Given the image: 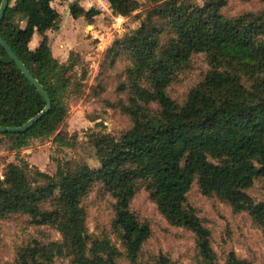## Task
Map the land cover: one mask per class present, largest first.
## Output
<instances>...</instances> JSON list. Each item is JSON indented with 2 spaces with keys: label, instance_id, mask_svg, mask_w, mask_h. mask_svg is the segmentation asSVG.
Wrapping results in <instances>:
<instances>
[{
  "label": "trees",
  "instance_id": "trees-1",
  "mask_svg": "<svg viewBox=\"0 0 264 264\" xmlns=\"http://www.w3.org/2000/svg\"><path fill=\"white\" fill-rule=\"evenodd\" d=\"M106 1L113 14L128 16L135 10L136 0ZM149 2L138 27L107 48L112 59L126 54L130 61L117 91L126 93L121 110L131 125L118 137L89 135L99 167L66 158L56 159L52 175L21 159L5 166L0 217L25 214L36 225L54 226L61 236L27 247L33 264L59 259L121 264V258L140 264L142 246L151 235L149 224L130 208L140 185L169 224L194 234L196 264L218 261L209 229L186 202L194 181L203 195H216L234 210L246 211L264 233V199L255 201L247 193L256 180L264 189V5L227 17L221 12L227 0ZM69 9L73 17L94 12L76 3ZM59 20L51 0H9L4 11L1 37L51 99L49 111L27 131L0 132L10 150L27 148L38 138L70 145L64 129L67 100L83 86L72 73L77 54L70 51L65 62L52 55L46 33L58 29ZM34 36L39 41L32 47ZM198 53L207 56L210 69L178 102L167 88ZM44 106L36 87L0 46V126L18 127ZM96 184L114 200L112 228L123 252L106 235L91 238L88 233L81 203ZM53 189L60 190L57 198L48 196ZM226 264L252 263L230 252Z\"/></svg>",
  "mask_w": 264,
  "mask_h": 264
},
{
  "label": "rangeland",
  "instance_id": "rangeland-1",
  "mask_svg": "<svg viewBox=\"0 0 264 264\" xmlns=\"http://www.w3.org/2000/svg\"><path fill=\"white\" fill-rule=\"evenodd\" d=\"M191 1L202 4L204 0ZM65 2L67 0H51L52 7L56 9L59 6L62 12L58 27L65 26L63 16L65 20L66 7H62L66 5ZM103 2L87 0L85 7L90 6L94 12L99 11L98 14L93 15V12L90 16L79 18L77 24L69 26L64 33V42L73 44L71 51L78 56L72 73L83 86L81 92L67 100L68 115L64 129L70 145L59 147L51 138H38L29 141L27 148L15 151L9 149L8 140L0 138V178L3 177L6 164L19 159L29 167L50 175L54 174L56 159L59 158L84 161L91 168H98L99 162L89 135L104 132L118 137L130 127L129 117L121 110V105L126 101V93L117 91V85L126 78L125 68L130 65V61L126 54L112 59L107 53L109 48L98 52L92 36L95 27L114 32L113 17L117 14H113L109 5ZM150 5L149 0H136L134 12L123 16L120 33L115 40L137 28ZM263 5L264 0H227L221 12L230 17L246 11H259ZM17 17L12 20L17 21ZM19 24L23 25V22ZM8 29L5 23L3 30ZM48 31L54 37L58 29ZM55 41H51L52 45ZM209 69L207 56L204 53L194 54L188 67L167 88L169 96L183 102L188 91L203 79ZM59 193V189H53L48 192V196L57 198ZM247 193L255 201L263 200L261 180H256ZM113 202L103 187L96 184L83 197L81 204L90 237L106 235L123 252L112 228ZM186 202L209 229L211 247L216 253L218 264H226L230 252L252 264H264V233L246 211L234 210L228 202L216 195H203L196 181L186 195ZM130 208L141 222H146L151 228V235L143 244L138 258L140 264H196L198 250L194 234L186 228L169 224L149 198L145 186H139L130 202ZM60 239L54 226L36 225L25 214L0 217V264H33L30 253L26 251L27 247L33 246L36 241L46 244ZM120 263L128 264V261L121 258ZM54 264H66V261L59 259Z\"/></svg>",
  "mask_w": 264,
  "mask_h": 264
},
{
  "label": "water",
  "instance_id": "water-1",
  "mask_svg": "<svg viewBox=\"0 0 264 264\" xmlns=\"http://www.w3.org/2000/svg\"><path fill=\"white\" fill-rule=\"evenodd\" d=\"M9 0H2L0 3V22L3 18L4 11L6 7L8 6ZM0 46L6 51L9 58L18 66V68L21 70V72L28 78L29 81L32 82V84L36 87L40 95L43 97L45 101L44 108L32 116L29 120H27L24 124L18 126V127H2L0 126V132H25L29 128L32 127V125L45 113H47L51 107V99L46 92V90L43 88V86L34 78V76L30 73V71L26 68V66L17 58L15 53L12 51V49L7 45V43L3 40V38L0 35Z\"/></svg>",
  "mask_w": 264,
  "mask_h": 264
},
{
  "label": "crops",
  "instance_id": "crops-1",
  "mask_svg": "<svg viewBox=\"0 0 264 264\" xmlns=\"http://www.w3.org/2000/svg\"><path fill=\"white\" fill-rule=\"evenodd\" d=\"M104 4L108 6V3L106 0H103ZM66 5L62 6L63 8H65V14H67V17L65 18L64 20V16H63V21L65 22V26L64 27H61V25L58 27V31H57V34L53 37L49 31H47V36H48V40H49V45H50V48H51V52H52V55L58 59V61L60 62H65L68 58V55H69V52L74 48L73 47V44L71 43H67V42H64V37L66 36V33L65 32V29H67L69 26H74V23L77 24V21L79 18H84V16H80V17H73L71 14H70V9H69V5L71 3H76L77 5L81 6V7H85L86 3H87V0H67V2H65ZM51 6H52V3H51ZM57 11L59 12V14L61 15V10H60V7L57 6ZM86 10H89V9H92L90 6H88L87 8L85 7ZM98 9V8H97ZM99 12V11H98ZM98 12H94V14H98ZM56 39L54 45H52L51 41ZM39 41V38H37L36 36H34L32 38V41L30 45L32 47H35L37 45Z\"/></svg>",
  "mask_w": 264,
  "mask_h": 264
},
{
  "label": "built area",
  "instance_id": "built-area-1",
  "mask_svg": "<svg viewBox=\"0 0 264 264\" xmlns=\"http://www.w3.org/2000/svg\"><path fill=\"white\" fill-rule=\"evenodd\" d=\"M114 22L112 24V28L114 29V32H106L100 29H97L96 27L93 29V39L96 41V49L98 52L105 51L111 43L116 39L118 33H120V29L122 26L121 20L123 19V16L116 15L113 17Z\"/></svg>",
  "mask_w": 264,
  "mask_h": 264
}]
</instances>
